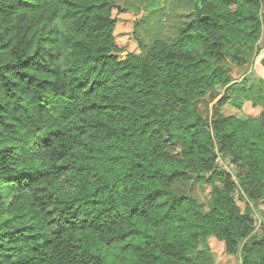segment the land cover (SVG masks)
<instances>
[{
    "label": "trees",
    "instance_id": "obj_1",
    "mask_svg": "<svg viewBox=\"0 0 264 264\" xmlns=\"http://www.w3.org/2000/svg\"><path fill=\"white\" fill-rule=\"evenodd\" d=\"M117 2L0 0V264H217L212 240L227 264H264V107L197 109L259 55L264 0H188L171 41L136 37L122 59L115 12L139 10ZM193 182L208 211L175 192Z\"/></svg>",
    "mask_w": 264,
    "mask_h": 264
},
{
    "label": "rangeland",
    "instance_id": "obj_2",
    "mask_svg": "<svg viewBox=\"0 0 264 264\" xmlns=\"http://www.w3.org/2000/svg\"><path fill=\"white\" fill-rule=\"evenodd\" d=\"M119 11L124 7L134 6L139 12L137 14L118 13L116 28V39L121 48L125 50L122 57L127 53L141 54L136 37H139L146 44L151 45L157 40L169 42L176 35L177 30L183 26L192 7L188 0H162L160 7L149 13L145 12L146 3L144 0H118ZM264 39L260 42L259 55L255 52L250 58L251 65L245 75L237 76V81L233 90L224 91L219 96L207 95L197 105L198 112L204 117H210L215 103L219 101L223 94L232 95L233 101L237 104L243 103L242 109L238 110L231 105L225 108L226 115L258 116L261 112L260 107H264V69L261 66V60L264 57ZM260 106V107H259ZM219 165L224 170L230 172L234 177L233 166L227 157L219 158ZM15 188L3 190L6 200H10L15 194ZM175 192L180 195L196 197L201 203L204 210L210 209L211 187L201 183H181L175 187ZM245 197L242 190L237 191V198ZM244 207V204L240 202ZM261 215L263 217H261ZM256 226L260 228V222L264 220V204L257 208L254 213ZM210 246L215 256L217 264H227L236 262L224 252L223 245L212 240ZM193 264H213L211 256L207 253H200L192 257Z\"/></svg>",
    "mask_w": 264,
    "mask_h": 264
},
{
    "label": "water",
    "instance_id": "obj_3",
    "mask_svg": "<svg viewBox=\"0 0 264 264\" xmlns=\"http://www.w3.org/2000/svg\"><path fill=\"white\" fill-rule=\"evenodd\" d=\"M114 56H116L119 59H122L123 58L122 55H120V54H114Z\"/></svg>",
    "mask_w": 264,
    "mask_h": 264
}]
</instances>
